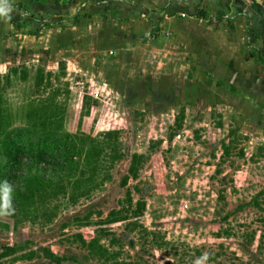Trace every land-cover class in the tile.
Masks as SVG:
<instances>
[{"label":"rangeland","instance_id":"1","mask_svg":"<svg viewBox=\"0 0 264 264\" xmlns=\"http://www.w3.org/2000/svg\"><path fill=\"white\" fill-rule=\"evenodd\" d=\"M6 2L3 122L75 147L0 178V264H264V0L197 18L196 55L147 0Z\"/></svg>","mask_w":264,"mask_h":264},{"label":"trees","instance_id":"2","mask_svg":"<svg viewBox=\"0 0 264 264\" xmlns=\"http://www.w3.org/2000/svg\"><path fill=\"white\" fill-rule=\"evenodd\" d=\"M11 23H16V20L11 19ZM2 103V97L0 94V106ZM27 108L26 118L28 120L27 129L9 128V124H5L2 116V110L0 107V156H4L9 164L8 170L0 175L1 179L12 178L13 168L16 165H21L22 159H26L31 165L38 162H48L50 159L71 160L74 145L68 141V135L55 137L54 132H48L44 127L46 126L45 120L48 115L46 113L35 116ZM37 118L39 124L35 121ZM39 127L36 129V127ZM61 126V125H59ZM54 157V158H53ZM64 161V162H65ZM1 172V171H0ZM30 180V179H29ZM45 256L59 264L62 257H58L52 254L50 251L45 250Z\"/></svg>","mask_w":264,"mask_h":264},{"label":"crops","instance_id":"3","mask_svg":"<svg viewBox=\"0 0 264 264\" xmlns=\"http://www.w3.org/2000/svg\"><path fill=\"white\" fill-rule=\"evenodd\" d=\"M149 3L156 5L157 13H161L164 16V24H167V20L171 19L174 15L179 16L173 19L174 33H177V37L182 36L181 32L188 34L189 39V54L196 55V52L200 54L199 46L196 44L200 42L198 36L202 38L204 42L206 36L201 34H207L211 32L214 28L213 26L204 27L207 29H200L197 25V21L207 19L209 16H219V17H229L227 13H221V10H226L228 12L229 0H147ZM262 11H264L262 9ZM264 15V12H262ZM224 15V16H223ZM160 16V15H159ZM195 17V18H194ZM198 18V19H197ZM259 25V24H258ZM203 30V31H202ZM208 30V31H207ZM215 30V29H214ZM218 32V31H217ZM206 56V55H205ZM259 58L264 62V42H262V49L259 48ZM223 64V63H222ZM225 69V66H223Z\"/></svg>","mask_w":264,"mask_h":264},{"label":"clouds","instance_id":"4","mask_svg":"<svg viewBox=\"0 0 264 264\" xmlns=\"http://www.w3.org/2000/svg\"><path fill=\"white\" fill-rule=\"evenodd\" d=\"M11 11L10 6L7 4L6 0H0V16H7ZM13 191V186L7 181H0V215H8L13 211L11 205V193ZM207 260V253L202 255L195 261V264H204Z\"/></svg>","mask_w":264,"mask_h":264}]
</instances>
